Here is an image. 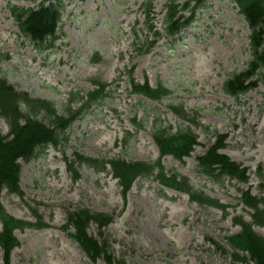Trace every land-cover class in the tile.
<instances>
[{
	"label": "rangeland",
	"instance_id": "374dc122",
	"mask_svg": "<svg viewBox=\"0 0 264 264\" xmlns=\"http://www.w3.org/2000/svg\"><path fill=\"white\" fill-rule=\"evenodd\" d=\"M200 1L191 11L192 23L167 36L163 26L169 0H66L55 45L40 54L20 33L8 9L9 4L34 7L37 1L0 0V53L7 56L0 60V74L16 90L52 101L58 113L66 111L70 93L91 90L93 81L105 82L108 90L96 108L66 129L65 143L57 148L49 144L35 158L19 161L20 196L1 191L4 212L26 222L13 229L18 244L10 264H109L102 258L90 260L69 235L72 230L60 227L66 211L76 206L112 216L102 237L115 257L123 255L124 264H253L235 258L226 237L239 230L233 217L251 221L252 211L240 203V191L259 195L255 171L258 166L264 171V67L246 93L233 98L222 92V82L243 70L250 58L249 30L233 0ZM194 4L190 0L188 8ZM183 13L190 14V9ZM147 20L160 35L152 47L139 52L133 48L135 35L141 40L153 37ZM130 78L153 87L160 82L171 92L159 101L149 100L130 91ZM178 104L198 110L200 125H191L197 143L179 160L160 156L150 135L157 120L174 128L187 125L168 109ZM133 117L141 128L132 126ZM0 130L8 132L3 117ZM215 131L227 136L220 151L247 168L246 183L228 177L216 181L198 170L197 156L213 142ZM75 152L98 162L117 157L152 165L159 161L167 174L186 176L193 189L225 208L163 187L154 176L157 166L154 175L136 178L125 194L109 167L95 171L80 163L74 178L64 157L72 159ZM36 215L46 226L32 225ZM254 229L264 236V226L254 224ZM88 232L102 239L93 222Z\"/></svg>",
	"mask_w": 264,
	"mask_h": 264
},
{
	"label": "trees",
	"instance_id": "16d2710c",
	"mask_svg": "<svg viewBox=\"0 0 264 264\" xmlns=\"http://www.w3.org/2000/svg\"><path fill=\"white\" fill-rule=\"evenodd\" d=\"M36 1V0H28ZM190 0L177 3V0H169L166 5L167 12L164 19L163 30L166 35H174L180 32L192 21V15H185V9L193 12L200 6L201 1L195 0L194 6L188 8ZM246 22L249 30L248 48L250 58L246 63V68L242 71L230 74L223 83L222 90L231 96L236 97L240 93L255 87L252 77L256 72L264 67V0H233ZM65 5V0H38L34 7H24L9 4L8 8L13 20L17 24L21 34L29 40L31 46L36 51L43 53L53 47L57 39L58 23ZM146 14L149 13L150 2L144 4ZM149 33L154 38L148 39L147 35L141 40L137 35L133 43V48H145L148 50L154 43L160 32L155 30L153 25H147ZM138 43L140 45H138ZM141 52V49L139 50ZM7 57L0 53L2 57ZM131 91L144 94L152 99L159 100L163 95L170 94L171 90L164 87L160 82L155 87L147 82L139 84L130 78ZM95 86L82 94L70 93L68 107L65 112L58 113L54 103L50 100L32 98L27 92L19 91L0 74V117H3L8 126V132L3 134L0 130V195L2 189L6 188L10 193L21 194L19 191V160L29 161L41 153L45 146L52 144L60 146L67 140L66 129L78 119V117L90 109L97 107L104 98L108 90L105 82L93 81ZM79 104L76 108L72 105ZM173 112L188 120L192 125H199L196 113L190 115L182 104L171 105ZM38 115L43 116L39 118ZM132 124L138 128L142 124L135 117L131 119ZM207 129V128H206ZM214 133V141L208 146L206 151L197 156L198 168L213 178L228 176L238 181L246 182V169L239 163L231 160L226 154L219 151L224 146L226 134ZM129 137V134H127ZM151 136L159 149L160 155L171 154L176 158L188 155L193 146L197 143V135L189 126L172 129L170 124L162 125L160 120L154 123ZM67 169L78 177L76 166L85 163L95 171H102L106 164H109L112 175L117 178L122 187L123 194L131 186L137 177L150 176L153 168L157 166V173L154 175L158 182L165 186L188 193L192 200L201 204H212L224 209L217 199L205 195L202 191L193 189L188 178L177 172L167 174L159 165V161L149 164L144 161H128L121 157L109 160H94L74 153L72 159L64 157ZM259 180V196L252 195L249 191H241L240 200L252 209V221L248 222L241 216L233 218V222L239 225V230L226 237L228 244L233 248L234 257L239 261L252 260L255 264H264V236L257 233L252 224L264 226V173L260 166L256 170ZM38 228L46 226L36 215ZM112 220V216L106 212L92 211L83 206H76L66 211L65 223L60 226L64 231L71 229L69 235L78 244L80 249L92 261L102 258L109 264H124L123 255L115 257L110 250L108 239L103 236V228ZM93 222L96 225L98 234L102 237L98 240L89 234L88 225ZM0 249L2 251L3 264H10V253L18 241L13 234L15 227H22L23 221L13 218L4 212L0 200ZM221 250L224 248L216 244ZM239 252V253H238Z\"/></svg>",
	"mask_w": 264,
	"mask_h": 264
}]
</instances>
